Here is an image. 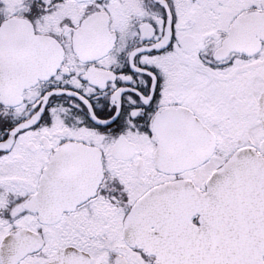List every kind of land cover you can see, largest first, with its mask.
I'll list each match as a JSON object with an SVG mask.
<instances>
[{"label":"snow or ice","instance_id":"snow-or-ice-1","mask_svg":"<svg viewBox=\"0 0 264 264\" xmlns=\"http://www.w3.org/2000/svg\"><path fill=\"white\" fill-rule=\"evenodd\" d=\"M0 264H264V0H0Z\"/></svg>","mask_w":264,"mask_h":264}]
</instances>
